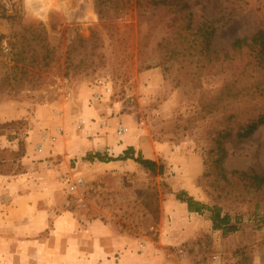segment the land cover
Wrapping results in <instances>:
<instances>
[{"label":"rangeland","instance_id":"obj_1","mask_svg":"<svg viewBox=\"0 0 264 264\" xmlns=\"http://www.w3.org/2000/svg\"><path fill=\"white\" fill-rule=\"evenodd\" d=\"M149 1L0 0V117L6 121L0 125L13 124L0 129V171L22 175L28 163L37 164L62 210L81 226L112 228L129 240L131 254H141L142 243L147 264H264V187L239 176H264V125L238 139L239 105L230 102L225 115L203 109L231 73L221 64L225 53L233 57L230 43L264 32V0H185L193 32L185 30L188 21L152 9ZM207 26L211 37L198 38L196 29ZM208 45L220 51L218 62ZM94 93L104 96L94 112L113 111L128 127L122 140L112 135L115 144L161 165L162 175L132 160H86L98 152L83 148L93 136L78 129L77 116L92 107ZM229 114L235 119L227 121ZM85 119L96 125L94 117ZM105 122L107 136L116 122ZM21 143L23 156L14 159ZM45 146L51 149L41 153ZM116 151L98 154L116 159ZM76 178L84 186L69 195L67 182ZM179 192L240 217L239 230L226 237L213 231L207 213L190 214L176 200ZM20 246L2 250L0 264H22ZM54 251L51 241V263ZM116 253L114 261L122 254ZM31 262L37 263L35 253Z\"/></svg>","mask_w":264,"mask_h":264},{"label":"crops","instance_id":"obj_2","mask_svg":"<svg viewBox=\"0 0 264 264\" xmlns=\"http://www.w3.org/2000/svg\"><path fill=\"white\" fill-rule=\"evenodd\" d=\"M85 111L77 117L83 119L94 117L97 121L101 117H106L105 120L109 119L113 124L116 122L115 118H108L104 110L101 113L94 112L95 106L89 108L87 105L86 114ZM37 113L38 111L33 112V115H37ZM2 118L0 117V123L6 122ZM16 118L19 117H13V119ZM120 120L123 122V119ZM88 132L89 136H93V139L89 141L84 138L83 148L86 152L99 153L104 150L112 153L117 150V154L122 155L126 151V147L115 144V136H112L114 135L113 129L111 134L106 136L105 128L98 129L96 125H92ZM49 149L51 148L45 146L40 152L48 153ZM26 166L27 172L25 174L0 176L1 261L5 260L2 259L4 254L2 250L10 249L12 246L15 248L16 244L23 243L24 246H20L23 248L22 264H33L31 260L34 253L37 259L35 264L151 263V259L142 254L143 251L139 249V245L137 250L141 251V254L129 253V248H127L130 244L129 240L124 236H116L112 228L97 223L89 224L86 227L81 226L74 219L75 214L72 211L62 210L63 203L60 201V197L55 194L54 184L44 180L42 174H38L37 169L40 166L37 167V164L32 163H28ZM183 207L186 209L185 204ZM47 232L49 239L43 238ZM40 238L41 241H39ZM36 240L38 242L35 245ZM51 241L54 244V249L58 247V251H54L52 255L55 257V261L52 263L48 259ZM126 248L128 250H125ZM117 251H121L122 254H119V257L115 258L116 261H114V255ZM10 257L13 258L12 254Z\"/></svg>","mask_w":264,"mask_h":264},{"label":"trees","instance_id":"obj_3","mask_svg":"<svg viewBox=\"0 0 264 264\" xmlns=\"http://www.w3.org/2000/svg\"><path fill=\"white\" fill-rule=\"evenodd\" d=\"M148 4L154 10L165 9L167 11H172V14L176 15L180 22L186 23L188 21V27L185 29L186 31H194V25L191 21L192 15L189 13L190 8L185 0H151ZM209 22L210 21L204 20L203 24L209 25ZM203 27L197 28L195 34L198 38H203V40H205L207 37H211L212 29L209 26L205 29ZM203 40L200 41L199 45L204 44ZM206 50L211 54V58L214 61L218 62L220 60L218 56L220 51L213 50L209 45L206 46ZM230 51L233 53V57L225 53L221 59V64H226L229 68L228 71L231 73L229 77L224 80L218 96L209 99V101L205 103L203 109L209 116H215L216 114L225 115L230 102L239 105V111L244 119L240 120L242 123L240 127H238L235 136L238 139H248L264 125V32L257 31L250 37L244 36L234 39L230 43ZM242 51H245V54L242 53ZM235 53L237 54L236 56H234ZM224 117H227V121L235 119V115L233 114ZM10 125L13 124L0 125V129ZM230 134L231 132L228 130L225 131L224 134L220 133L222 138L228 137ZM0 152L2 153L4 150H0ZM23 153L24 149L21 143L18 151L13 153L14 159L22 158ZM221 154L222 160L225 157L223 149L221 150ZM86 160H97L100 163L132 160L153 174L156 172L159 175L163 174L162 166H158L156 162L144 159L140 154L134 157V150L132 148L126 149V151L116 159L106 158V156L102 157L100 154L95 153ZM2 167H4V162L0 160V168ZM236 173L237 172H233L231 175ZM17 174L19 173H13V175ZM0 176H8V173L4 174L0 171ZM239 176L254 183L256 189L264 187V176L254 173H239ZM175 198L178 202L186 205L187 212L190 214L201 216L207 213L209 221L211 222V229L220 232L223 237L236 233L240 228L242 220L238 216L232 217L227 213L223 214L220 208L210 207L198 202L192 197H189L185 192H179L176 194ZM259 223L264 225V218H261Z\"/></svg>","mask_w":264,"mask_h":264},{"label":"built area","instance_id":"obj_4","mask_svg":"<svg viewBox=\"0 0 264 264\" xmlns=\"http://www.w3.org/2000/svg\"><path fill=\"white\" fill-rule=\"evenodd\" d=\"M104 93L108 94L109 90L105 89ZM103 97L104 96L101 94L94 93L91 96L90 100L88 101L89 105L95 106V105L100 104L101 102H103L102 101ZM107 115L109 116L108 118H115L116 119V125H115V129H114L115 136L119 140L126 137L128 132H129L128 127L120 119H118L117 116L113 115V111L111 113H109V111H107ZM105 121L106 120L99 119L98 121H96V127L98 129L104 128V127L106 128V122ZM90 128H91V126L87 124L86 120L83 118H80V120L78 121V129L81 130L83 133L88 135L89 134L88 131ZM56 132H57V135L60 136L62 133V130L57 129ZM83 186H84L83 179L82 178H76V179H73L72 181L67 182L66 191L69 195H73V194L78 193L83 188ZM139 249L141 251H143L145 249V246L141 243V244H139Z\"/></svg>","mask_w":264,"mask_h":264}]
</instances>
